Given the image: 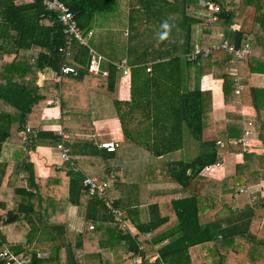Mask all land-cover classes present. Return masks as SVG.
<instances>
[{"label":"trees","instance_id":"obj_1","mask_svg":"<svg viewBox=\"0 0 264 264\" xmlns=\"http://www.w3.org/2000/svg\"><path fill=\"white\" fill-rule=\"evenodd\" d=\"M63 1L75 13L83 31L92 28L95 15L113 11L116 4V0ZM136 2L139 12L130 18L132 31L129 29L126 35L129 49L132 50L135 43H130L135 38L139 37V44L147 43L145 35L138 32L141 26L148 27L143 23H149L152 16L159 22L157 31L162 30L165 21L176 23V28L173 35L159 34L157 49L145 51L140 62L137 60L138 64L130 68V98L126 101L115 94L122 74L115 63L102 62V67L106 62L109 71L106 76L88 69L92 47L89 42L90 47L75 41L74 54L66 59L76 66L75 73L63 74L60 81L54 76L45 78L34 90L29 89L26 80L38 79L39 72H60L65 62L59 50L65 43L63 26L57 13L41 0H0V249L7 246L16 258H30V264H88L89 255H96L98 264H132L139 252L145 264H161V260L166 264H264V227L256 218L252 203L238 212L233 210L241 187L264 179V155L255 159L252 154H245V160L236 165V172L223 178L202 173L218 161L221 151L242 150V142H226L220 147L216 139L202 141L201 152L190 161L149 162L140 182L175 181L184 195L151 192L146 201L148 220L139 223V232L133 234L127 218V227H121L105 200L91 194L83 184L87 166H103L113 179L107 197L113 207L126 212L122 186L127 179L120 168L110 164L114 151L99 148L103 132L67 127L70 143L71 138L76 140L70 146V159L61 166L51 164L47 176L40 174L30 153L41 138L57 142L55 133L36 126V135L29 134L18 144L10 141L15 132L24 136L28 125L41 121L44 109L58 96L63 117L90 113L89 94L97 91L114 100L125 137H151L152 143L146 146L147 142L146 149L158 157L181 148L184 123L194 137L202 139L203 115L208 109L204 104L205 100L211 103L212 95L200 88L182 90L185 67L192 64L199 74L212 73L222 78L226 100L228 90H243L239 80L244 70L249 74L258 69L264 71V0H215L219 10L212 22L205 0ZM138 18L146 22L136 24ZM236 24L241 26L235 28ZM212 33L219 34L217 39L212 38ZM150 35L157 37L155 31ZM225 40L235 49L248 46L250 50L237 55L234 50L218 46L212 48L209 57L188 59L197 46L204 48ZM148 61H152L151 71H147ZM137 107L143 113L139 119L148 120L151 126L145 125L134 136L126 127V117L135 118ZM233 120L243 127L241 119ZM82 168L85 171L81 172ZM130 188L128 185L126 189ZM259 203L264 207V195ZM70 204L86 207L84 226L74 239L69 236ZM212 212L213 219L205 220ZM7 225H13L16 233H25L26 239L7 240L1 231ZM147 232L152 233L151 237L146 236ZM42 251H47L48 256H39ZM156 253L159 257L150 262Z\"/></svg>","mask_w":264,"mask_h":264},{"label":"crops","instance_id":"obj_2","mask_svg":"<svg viewBox=\"0 0 264 264\" xmlns=\"http://www.w3.org/2000/svg\"><path fill=\"white\" fill-rule=\"evenodd\" d=\"M121 2H124V4L128 8L126 14L128 16V22H130V18L139 12L137 2L136 0H121ZM111 12L97 14V17H101L99 15L108 13L107 19H113L112 16H109L111 15ZM110 22L111 25L118 26L115 21L110 20ZM165 22L166 23L162 26V30H158L155 32V34L157 35L156 39L152 38L151 41L149 40V37L145 35L147 43H142V47L138 46L139 43L137 41L139 37L135 38L133 42H137L136 47L135 44L133 45L132 50L128 47V55L125 54L119 58H116L115 55L110 56L103 53V51H101L98 46H94L93 48L105 55L112 62H118L119 60L127 58L129 61V65L132 68L133 66H136V64H138L137 60L140 59L141 55L143 56L146 54L145 51H148V53H150L149 49L152 51L157 49V47L159 46L160 39L159 34L169 32L173 35V32L176 28V23L173 25L169 21ZM92 23H95L94 19ZM143 24L144 26L148 25V28L152 26L148 22H146V24ZM239 26L241 25H234L235 28H239ZM114 28L117 29L116 27ZM91 29H93L92 35H94L93 24ZM129 29L130 31H132L131 23H128V27H125V35H127V31H129ZM150 32L151 31H149V34ZM103 33L106 34L105 32ZM138 34L144 35L140 32H138ZM218 36L219 34L212 33V38L217 39ZM106 38L110 40V37L106 36ZM179 40L180 41H177L178 44L181 42V39ZM249 41L252 42V38H250ZM177 43L176 45H178ZM167 45L168 44L164 46L167 47ZM106 62L104 63V68H107L105 67ZM138 62L140 61L138 60ZM151 63L152 61H148L147 65H151ZM183 71L184 73L182 74V90L184 91L185 89L200 88V90L202 91H210L212 95V104L209 100H205L204 106L208 109L204 112L203 115L204 127L202 139L199 140L197 139V137H194L191 133L188 124L184 123V137L182 145L181 148L176 151H172L167 154L155 157L151 151L146 149V146L152 143L151 137L145 138L143 140L139 138V136L137 137L138 140L126 138L123 132V125L118 115V109L116 104L114 103V100L108 95L97 91H91L89 94V100L91 104L90 113H83L82 115L77 113H71L68 117H63L61 115L60 110V96H58L57 98H55L54 101H52L53 103L49 107L44 109L42 120L32 122V124H35V126L40 127L44 130H49L53 134H56V131L59 128H88L97 132H103L101 134L102 136H100L102 137V142L109 140H115L118 142V147L116 151H114V155L111 157L110 164L113 167L120 168L124 172L127 179V184H124L122 186L123 194L125 196L123 204L125 205L124 210L128 213L127 225L130 226L133 234L139 232V223L148 220V207L146 201L147 196L151 192L173 191L179 196L184 195L181 185L175 181L164 180L147 184L140 182V178L142 177L149 162H167L176 160L190 161L201 152L202 141L204 142L216 139L217 145L220 147H222L223 145H220L218 143L219 141H222L223 143L231 142V144L236 142H242V150H226L221 151L219 153L218 160L222 161L223 159V165L221 167L213 166V168H205L202 171V173L207 176L223 178L225 176L232 175L236 172V165L242 163L245 160V154H252L255 159H259V157H261L260 155H264V126H259L261 122L264 123V71H260L258 69L257 71H254L249 74L248 70H244L241 73V79L239 80V82L241 83L240 88H243V90L240 91V93L228 90L227 94L229 100H226L225 98L224 80L222 78L215 77L212 73L199 74L198 68H196V66L192 64L188 67H185ZM53 76L54 72L51 69H45L39 72L38 79H27L26 86L29 89L34 90L36 88V85L42 84L45 78H51ZM118 85L119 87L115 91L116 96L127 101L130 98V77L128 76L123 78L121 74L118 80ZM146 110L150 111V108ZM135 113L137 115L133 119L129 120L126 117V127L134 134V136H136L135 132L143 129L145 125H150L148 120L143 121L139 119V117L143 113L139 111L138 107L136 108ZM228 115L233 116V118L236 117L237 119H241L243 127L238 125V123H235L236 121L234 122L233 118L227 117ZM248 120H253L254 130L251 135L245 136L244 129ZM232 122L235 124L231 125ZM260 127H262V131ZM10 141L15 142L17 144L22 143L21 132H15L10 138ZM74 141L76 140L71 138L70 143L69 138L68 144L72 146V143ZM147 142L149 143L147 144ZM56 144L57 142L53 141L50 138H41L39 139V142L37 143L35 148L31 150L30 154L32 160H34V162L39 165V172L43 176H47L49 174L51 164L61 166L64 161L60 156L59 150L56 148ZM99 148L101 147L99 146ZM130 149L131 153L126 152ZM125 157L127 158L126 160L124 159ZM254 157L250 158L254 160ZM140 161L145 162L146 165L143 166V172L139 175V173H136V169L140 165L136 164L140 163ZM129 164L134 165H132L131 167ZM86 170L87 171L85 172L90 175L96 176L100 179L108 180L110 181V183L113 182L112 177H110L109 174L105 172L103 166H87ZM128 185L131 186L130 189H126L128 188ZM241 188L245 191L240 192L239 195L236 197L233 210L235 212H238L239 210H242V208L247 206V203H252L251 205L254 207V210L257 214L256 218H258L259 222L261 223V226L264 227V207L259 204H255L256 202L258 203V200L255 199L259 196V198H261V196L264 195V179H261L255 184H252L251 186H243ZM129 190H132V192H130ZM85 212L86 207L83 205L70 204L68 206L69 236L72 239L75 238L77 232H79L84 226ZM214 215L215 212L210 213L205 218V220L209 221L213 219ZM13 227V225H7L1 228V231L6 235L7 240L20 241L26 239L25 233H16L14 232ZM73 230L74 234L72 233ZM151 235V232L146 233V236L148 237H151ZM158 255V253L153 254L150 259L157 257ZM87 261L88 264H98V257L96 255H89L87 257Z\"/></svg>","mask_w":264,"mask_h":264},{"label":"built area","instance_id":"obj_3","mask_svg":"<svg viewBox=\"0 0 264 264\" xmlns=\"http://www.w3.org/2000/svg\"><path fill=\"white\" fill-rule=\"evenodd\" d=\"M42 3L46 6V8L54 11L57 13V16L59 18L60 23L63 26V31L65 34V43L59 47L60 52L65 57V62L61 65L60 72H54V78L57 81L61 80V77L63 74L67 73H75L76 72V66L74 64L69 63L66 61V59L72 58L74 54V42L78 41L80 44L87 45L89 38L93 34V30L83 31L75 17V13L70 9V7L63 1V0H41ZM205 4L209 7V12L207 13L209 17V21L212 22L217 18V11L219 10V5L215 3V0H205ZM225 47L229 49V51H235L237 55H244L246 52L250 50L248 46L242 49H235L233 45L229 44L226 40L220 43H214L211 46L208 47H200L197 46L192 52L189 53L188 59L193 60L199 56L201 58L203 57H209L212 54V48L215 47ZM90 47V46H89ZM106 56L96 51L94 48L90 47V62L88 65V69L92 72H101L102 75L106 76L108 75V69L102 67L103 61H108ZM112 62V61H111ZM115 63L120 70L122 71V77H128L130 75V65L127 62V60L124 58L120 62H113ZM151 65L147 66V71H151ZM253 132V121L248 120L247 126L244 130V135L249 136ZM29 134L36 135L37 134V127L28 125L25 128V133H23V140H26L27 136ZM56 135L58 136L56 148L59 150L60 156L63 160H69L70 159V150L71 147L68 144L70 135L64 128H59L56 131ZM220 145H224L222 141L218 142ZM100 147L105 148L108 151H115L118 147V142L115 140H109L105 142H101ZM223 165V159L218 160L215 164L210 165L207 168H210L213 166L215 167H221ZM83 184L88 187V190L91 194H95L105 200L106 205L111 209V212L113 213L115 219L119 222V225L123 228H126L127 225L125 223V220L122 218L121 214L122 211L119 208H115L112 206L111 202L109 201L107 197V190L110 186V182L108 180H102L96 176L88 175L86 174L83 179ZM240 191H244V189H240ZM140 248H143V245L140 244ZM39 256L45 257L48 256V252H40ZM157 257H154L150 259V262H154ZM0 262L1 264H30V258L28 257H21L16 258L14 252L9 249L7 246L0 249ZM132 264H145V261L143 260L142 253L139 252L137 255L133 258ZM161 264H166L165 261L161 260Z\"/></svg>","mask_w":264,"mask_h":264},{"label":"rangeland","instance_id":"obj_4","mask_svg":"<svg viewBox=\"0 0 264 264\" xmlns=\"http://www.w3.org/2000/svg\"><path fill=\"white\" fill-rule=\"evenodd\" d=\"M127 11H128V8L124 4V2H121V0H117V2L115 4V9L110 13L111 15H109V16H112L113 19H107L108 13L99 15L101 17H97V15H96V17L94 18L95 23H92L93 28H94V35H92L88 41L90 43V45L92 47L98 46L99 49L101 51H103V53L110 55V56L115 55L116 58H119V57L125 55L127 53L126 50L129 47V44H128L129 37L124 34L125 27H128V23H129L128 22V16L126 14ZM125 14H126V17H125ZM164 15H165V13L163 14V17H164ZM110 20L115 21L118 24V26L117 25H111ZM146 20H147V18H146ZM135 22L137 24V23L146 22V21L143 18H138L137 20H135ZM149 23L152 25L153 28L149 29L148 27L145 28V27L141 26L139 32L141 34L148 36L149 40L152 41L153 36L149 34V31H151V32L155 31L156 32L159 22L156 21V18L152 16V17H150ZM98 27H100L102 29H100ZM114 27H116L117 29H115ZM114 30H119V31H114ZM103 32H105L106 34H104ZM105 35L110 37V40H108ZM104 37H105V39H104ZM136 43L137 42H135V44ZM133 44H134V42L131 41L130 45L132 46ZM138 46L142 47L143 45L138 44ZM21 140L24 141L22 135H21ZM136 149H139V148H136ZM121 152H122V150H121ZM126 152L131 153V149L127 150ZM124 154H126V153H124ZM124 159L126 160L127 158L125 157ZM129 165L132 167V165H134V164H129ZM136 165H140L136 169V173H139V175H140V173L143 172V166L146 165V163L140 161V163H137ZM83 171H85V170L82 168L81 172H83ZM102 180H105V179H102ZM259 197L255 199V200H258V203L256 205H258V204L261 205L259 203L261 198H259ZM121 216L124 220H126L128 213L122 212ZM72 233L74 234V230L72 231ZM34 247H35V243L32 244V248H34ZM42 252H46V251H42Z\"/></svg>","mask_w":264,"mask_h":264}]
</instances>
